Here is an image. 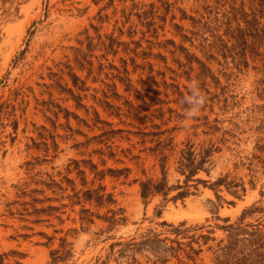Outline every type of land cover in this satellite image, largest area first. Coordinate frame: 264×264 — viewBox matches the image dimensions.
<instances>
[{
	"label": "rangeland",
	"instance_id": "rangeland-1",
	"mask_svg": "<svg viewBox=\"0 0 264 264\" xmlns=\"http://www.w3.org/2000/svg\"><path fill=\"white\" fill-rule=\"evenodd\" d=\"M212 3L0 0V104L7 106L6 114L0 117V254L5 264H49L50 250L57 248L64 236L73 243V257L67 264H100L111 243L132 237L136 242L147 237L153 241L135 252V261L114 255L106 264H193L185 254L189 239H176L170 233L171 226L164 224L177 226L182 221H187L186 226H205L196 237L204 234L216 239L203 244L200 238L202 252L195 256L196 263L212 264L208 248L226 236L214 229L215 225L236 221L257 201L264 206V153L259 154L254 147L259 137H264L258 132L264 122V82L257 84L261 75L252 69L238 79L227 80L217 60L207 56L202 39L209 34L194 21L205 16L204 8ZM91 25L99 28V34H113L123 44L115 47L117 53L103 56L105 51L99 47L88 51L85 41L86 61L91 66L85 63L80 69L73 47L80 46L78 39L84 38L86 28L91 35L96 34ZM201 61L219 77L220 84L209 77L204 86L199 78ZM67 64L85 81L87 89L73 85ZM125 68L132 86L129 91L119 79ZM194 80L205 103L185 127L181 122L189 105L183 99L191 94L189 84ZM228 82L231 85L222 90ZM68 88L83 97L85 107L77 106ZM130 105L140 113L136 115ZM94 111L111 125L95 123ZM143 115L149 119L141 124ZM14 121L18 122L16 132ZM206 121L219 130H209L203 124ZM195 125L199 127H191ZM173 127H177L172 135L178 145L186 139L196 144L212 140L222 151L215 154L210 175L199 174L210 180L206 186L200 184L199 192L184 202L169 201L162 206L160 196L147 201L140 196L139 180L156 176L159 170L158 165L152 166L153 157L142 151L153 144L138 143L141 138L132 133ZM111 129L124 131L107 139L103 133ZM259 155L261 159L256 158ZM170 171H174L173 159ZM96 172L105 175L100 179ZM225 173L245 181L247 191L240 199L223 189L219 194L224 201H218L209 187ZM100 184L113 195L114 204H72L74 192ZM82 208L93 214V223L80 219ZM160 209L162 213L157 215ZM109 210L124 220L109 227L101 218L111 216ZM258 217V228L264 234V213L247 217L245 223L256 224ZM224 218L230 221L224 222ZM175 240L182 242L179 251L172 250L179 246ZM192 245L198 248L197 243Z\"/></svg>",
	"mask_w": 264,
	"mask_h": 264
},
{
	"label": "trees",
	"instance_id": "trees-1",
	"mask_svg": "<svg viewBox=\"0 0 264 264\" xmlns=\"http://www.w3.org/2000/svg\"><path fill=\"white\" fill-rule=\"evenodd\" d=\"M213 2L214 4L212 3V5H208L204 8L206 10V15H202L200 19L194 21V24H201L204 32L209 34V36H207L208 38L202 39L203 48L208 51L207 56L209 58L211 56L217 60L221 66V72L227 77V80L238 79L240 74L246 73L252 69L256 71V74L261 75L260 80H256L258 85L261 84V82H264V0H213ZM91 26L96 34L91 35L86 28L83 31L84 38L78 39L80 46L73 47L74 61L76 64H79L80 69L84 68L85 63H89L91 66V62L86 61L88 53L85 51V48H83L85 41L88 51H92L93 48L99 47L101 50L105 51L103 56H106L107 53L110 52L114 54L117 53L115 47L122 43L118 42V37H114L113 34L101 35L98 33V27L95 25ZM95 39L97 42L93 43ZM218 56H220V58H218ZM100 66L104 67L103 64H100ZM110 66L113 67L114 65L110 64ZM66 67L69 68L67 74L71 77L73 85L81 90L87 89L85 87V81L80 79V77L73 72V67H71L70 64H67ZM200 68L201 72L199 78L202 79L204 86L207 85L206 80L209 77L215 83L220 84L219 77L202 61L200 62ZM116 69L120 72L118 68ZM89 73H91V67ZM122 73H124V76H120L119 79L125 84L126 90L129 91L132 86L129 83L130 79L127 77V69L125 68ZM58 79H62V76H59ZM79 83H82V85L79 86ZM56 84L61 87L58 80H56ZM229 84L231 85V83L228 82V84L222 86L221 89H226ZM113 86H115V84ZM135 91L138 92L136 89ZM68 92L76 101L77 106L85 107V105L82 104L83 97L80 94H75L71 88H68ZM50 96H52L51 93ZM105 102L109 108H114V105H111L108 101ZM155 102L159 104L162 103L161 100ZM4 107L7 106L3 103L0 104V117L6 114L4 112ZM129 108L135 110L136 115L140 113L133 105H130ZM94 114L96 115L94 119L95 123L111 125V123L103 121L97 111H94ZM129 114H131L130 111ZM116 115L120 116V113H116ZM131 118L135 120L136 117ZM147 119H149L148 116L143 115L140 118L141 124H144ZM203 124L209 130H219L217 127L209 126L207 121ZM17 126L18 122L14 121L13 128L15 132ZM153 127L159 129V126L156 124H153ZM191 127L198 128L199 125ZM176 128L177 127H173L172 129L163 131L157 130L149 132L140 130L132 133L141 138L138 143L145 145L147 142H150L153 144L152 146L144 147L142 151H147V155L153 157L155 163H153L152 166L155 167L158 165L159 170L156 176H149L139 180V193L144 201L160 196L162 197V206L169 201L177 202L180 200L184 202L187 198L199 192L200 184L206 186V184L210 182V180L199 177V174L203 172L207 176L210 175L215 165L214 156L216 153L221 152L222 149L217 146V142L212 140L196 144L191 139H186L178 145L174 142L175 136L172 135L173 130ZM258 130L259 133H264V122L260 124ZM123 131L124 130L111 129L110 131H105L103 135H105L107 139H110ZM204 133H208V130L204 131ZM193 135H197L196 131H194ZM125 138L130 141L129 136ZM218 142H221V140ZM254 147L259 154L264 153V137H259ZM126 151H129V149ZM114 155L115 153L110 154L111 157H114ZM133 158L138 157L134 156ZM256 158L261 159V155L256 156ZM171 159H173L174 165L173 172L170 171ZM262 162L264 163V160H262ZM126 170L129 171L127 168ZM143 173L145 174V170H143ZM95 175H100V179H102L105 174L104 172H96ZM174 176L175 179L171 181V178ZM86 183V179L84 178L83 184L86 185ZM93 184L94 181H92V186ZM249 184L253 186L252 181H249ZM209 187L214 190L218 201H224V198L219 194L223 189L237 199H240L247 191L245 181L241 178L238 179L231 176L230 173L218 176L209 184ZM105 191L106 187L101 184L97 187L88 188L83 192L76 191L72 196V198L75 199V201H72V204L77 203L83 206L84 203L88 202L90 204L95 203L98 207L114 204L115 200L113 195ZM263 194L264 192H261V196H263ZM260 202L261 201H257L245 208L236 221L226 225H215L214 229L224 231L226 236L218 240L214 246L208 248L213 254L211 258L212 264H264V234L258 228V225L261 224L258 220L261 219V217L257 218L256 221L258 222L256 224L245 223L247 217L264 213V206H262ZM214 207L217 208V205H214ZM109 212L112 213L111 216L101 217L109 222V227L124 220L123 217H116L118 214L117 212L112 210H109ZM80 213L83 214L80 217L82 221L93 223L91 217L93 214L90 213L88 209L82 208ZM161 213L162 211L160 209L156 214L161 215ZM216 219L220 220V217L217 216ZM223 221L229 222L230 220L229 218H224ZM164 224L171 226L172 229L170 233L174 234L176 239L180 237L189 239L188 250L185 253L186 258L191 260L193 264H205L196 263L195 256H198L202 252L199 239L201 238L203 240V244H207L210 239L214 241L216 239L214 237L210 238V236L204 234H199L196 237L197 231L202 230L205 227L204 225L196 224L194 226H186L187 221L179 222L177 226L166 222H164ZM52 239V237H49V240ZM144 240L145 241L142 242H136L135 238L132 237L126 242L117 241L111 243L108 256L105 260H102L100 264H106L110 257L114 255H117L116 259L126 258L135 261V252L142 249L148 242L152 243L153 241L150 237ZM59 241L58 247L51 249L49 252V264H67L73 257V243L69 242L66 236L60 237ZM175 241L179 246L178 249L172 248V250H181L182 242L179 240ZM193 243L198 244L197 249L193 248ZM116 247H119V249L115 251ZM3 260L4 255L0 254V264H5ZM98 261L99 260H97V262Z\"/></svg>",
	"mask_w": 264,
	"mask_h": 264
},
{
	"label": "clouds",
	"instance_id": "clouds-1",
	"mask_svg": "<svg viewBox=\"0 0 264 264\" xmlns=\"http://www.w3.org/2000/svg\"><path fill=\"white\" fill-rule=\"evenodd\" d=\"M189 91L191 94L185 96L183 99V102L189 105L184 111L185 120L181 122L185 127L188 126V121L196 117L200 108L205 103V97L199 88L198 81L194 80L190 82Z\"/></svg>",
	"mask_w": 264,
	"mask_h": 264
}]
</instances>
